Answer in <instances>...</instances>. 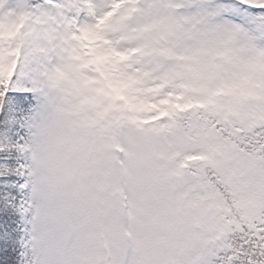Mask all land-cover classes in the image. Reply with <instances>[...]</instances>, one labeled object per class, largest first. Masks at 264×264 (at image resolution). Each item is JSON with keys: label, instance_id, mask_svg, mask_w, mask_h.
<instances>
[{"label": "snow or ice", "instance_id": "snow-or-ice-1", "mask_svg": "<svg viewBox=\"0 0 264 264\" xmlns=\"http://www.w3.org/2000/svg\"><path fill=\"white\" fill-rule=\"evenodd\" d=\"M0 264H264V0H0Z\"/></svg>", "mask_w": 264, "mask_h": 264}]
</instances>
